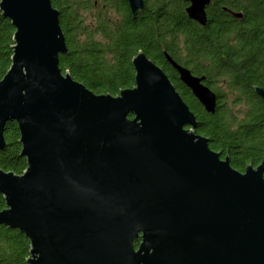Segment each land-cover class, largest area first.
Returning <instances> with one entry per match:
<instances>
[{
    "label": "water",
    "instance_id": "95a60500",
    "mask_svg": "<svg viewBox=\"0 0 264 264\" xmlns=\"http://www.w3.org/2000/svg\"><path fill=\"white\" fill-rule=\"evenodd\" d=\"M127 1L133 15L144 7ZM208 2L190 0L188 16L204 24ZM0 13L14 26L0 149L15 120L26 159L21 173L0 167V224L28 237V264H264V146L256 166L234 168L194 131V112L142 50L134 85L117 94L62 72L67 45L51 0H0ZM164 54L214 113L204 75Z\"/></svg>",
    "mask_w": 264,
    "mask_h": 264
},
{
    "label": "trees",
    "instance_id": "16d2710c",
    "mask_svg": "<svg viewBox=\"0 0 264 264\" xmlns=\"http://www.w3.org/2000/svg\"><path fill=\"white\" fill-rule=\"evenodd\" d=\"M51 3L59 9L67 45V51L59 54L62 72L67 71L96 93L117 94L134 85L131 59L142 50L168 74L195 114L194 131L208 138L210 148L220 152L221 157L227 154L230 164L241 171L247 164L256 166L261 161L264 98L253 85L264 88V0H227L229 5L243 7L242 19L219 16L203 27L187 17L182 0H145L136 17L127 0ZM93 8V20L85 23L81 11ZM13 33L10 19L0 13V78L11 62ZM163 52L187 64L195 75H204V82L217 95L214 113L205 111L178 79ZM226 91L231 101L226 99ZM227 101L243 104L241 117L234 115ZM4 138L0 167L21 173L26 159L19 154L21 143L15 120L6 122ZM4 206L0 193V209ZM29 248V239L23 232L0 224V264H28Z\"/></svg>",
    "mask_w": 264,
    "mask_h": 264
},
{
    "label": "flooded vegetation",
    "instance_id": "af4514ba",
    "mask_svg": "<svg viewBox=\"0 0 264 264\" xmlns=\"http://www.w3.org/2000/svg\"><path fill=\"white\" fill-rule=\"evenodd\" d=\"M183 2H184V10H185V12H186V7L190 4V0H182ZM239 1H241V0H239ZM94 2H95V4H97V0H94ZM128 2V1H127ZM128 6H129V4H128ZM144 6H145V0H144ZM144 8V7H143ZM142 8V9H143ZM243 7H235V6H233V5H229L228 3H227V0H209V2L207 3V4H205V6H204V11H205V14H206V18H207V20H206V22L204 23V24H200L198 21H196V20H194L193 18H190L189 16H188V14H187V12H186V14H187V17L189 18V19H191V20H193V21H195L196 23H198L200 26H206L207 25V23H209L210 21H212V20H217V19H219L220 17H222V18H227V17H232V18H234V19H242V17H243V14H244V9H242ZM129 9H130V7H129ZM142 9H139V10H137V12H136V14L135 15H133V13H132V11H131V9H130V11H131V14H132V16L133 17H136V15H137V13L139 12V11H141ZM234 13H240L241 15L240 16H237V15H235ZM220 16V17H219ZM163 56H164V60H165V62L168 64V65H170L172 68H173V66H172V64L166 59V57H165V54H164V52H163ZM172 56V55H171ZM173 57V56H172ZM174 58V60H176V62L178 61L181 65H183V66H186L187 68H189L188 67V65L187 64H185V63H183L182 61H180L179 59H176L175 57H173ZM164 62V63H165ZM157 64V63H156ZM159 65V64H158ZM160 66V65H159ZM175 69V68H174ZM176 70V69H175ZM177 72V71H176ZM167 74V73H166ZM194 74V73H193ZM168 75V74H167ZM177 76H178V72H177ZM169 77V76H168ZM170 78V77H169ZM179 79V78H178ZM180 80V79H179ZM181 81V80H180ZM182 82V81H181ZM139 242H140V237L138 236V237H136L134 240H133V244H134V247L135 248H137V246H138V244H139Z\"/></svg>",
    "mask_w": 264,
    "mask_h": 264
},
{
    "label": "rangeland",
    "instance_id": "374dc122",
    "mask_svg": "<svg viewBox=\"0 0 264 264\" xmlns=\"http://www.w3.org/2000/svg\"><path fill=\"white\" fill-rule=\"evenodd\" d=\"M83 1H87V0H83ZM95 10H96V8H93V9H85V10H82L81 11L82 12V15L84 17L85 23H87L88 21H92L93 20V16L91 14L93 12H95ZM220 86L224 88L223 85H220ZM225 94H226L225 95L226 99L229 100V101H231L232 97H231V94L229 93V91H226ZM226 104H230L229 106L231 108V111L234 113V115L236 117H241L242 111L244 109L243 104L236 103L234 105V103H228V101H227Z\"/></svg>",
    "mask_w": 264,
    "mask_h": 264
}]
</instances>
